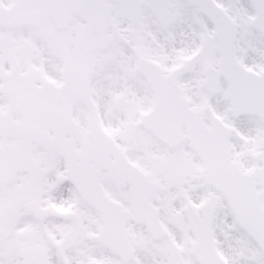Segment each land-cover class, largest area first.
Instances as JSON below:
<instances>
[{
    "label": "snow or ice",
    "instance_id": "1",
    "mask_svg": "<svg viewBox=\"0 0 264 264\" xmlns=\"http://www.w3.org/2000/svg\"><path fill=\"white\" fill-rule=\"evenodd\" d=\"M0 264H264V0H0Z\"/></svg>",
    "mask_w": 264,
    "mask_h": 264
}]
</instances>
